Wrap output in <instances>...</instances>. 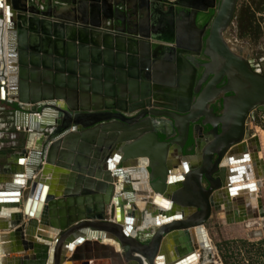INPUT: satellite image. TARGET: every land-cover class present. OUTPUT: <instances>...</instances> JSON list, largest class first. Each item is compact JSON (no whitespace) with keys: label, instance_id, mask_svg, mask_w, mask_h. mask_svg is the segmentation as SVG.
I'll return each instance as SVG.
<instances>
[{"label":"water","instance_id":"water-1","mask_svg":"<svg viewBox=\"0 0 264 264\" xmlns=\"http://www.w3.org/2000/svg\"><path fill=\"white\" fill-rule=\"evenodd\" d=\"M142 1L138 0V2L133 3L131 0H0V19L4 17L2 13V4H4L8 30L10 36L14 37L17 46L16 48L12 47V51H15L14 53L17 54L18 72L17 93H15L16 98L12 97L13 94L9 95L12 101L17 105L15 111L16 125L27 126L31 130H37V132L43 135L37 142L39 144V149L36 152H30L28 154L29 157L26 156L29 162L26 168L28 174L24 183L25 187L21 185V181L12 178L3 188V191H0V206L22 205V212L7 213V219L5 218V220L3 218L2 220V222L8 221L13 223L15 227L9 230L7 234H0V254L6 249L5 245L7 242L9 243L10 250L20 251V253L23 252V254L16 259L17 264H59V255L63 250L70 249L73 245L76 246V250L71 257V262L81 260L80 264H89V260L92 259V256H95V258L104 257L105 259H109V264H142L140 256H143L148 264H154V258L164 257L166 255V252H163L160 245L163 234L168 233L169 230L172 232L174 229L177 230L181 228V223L184 221L189 222L187 225L191 224L196 226L195 231L200 237V243L203 247L207 248V250H210L207 246L205 234L202 229L205 220L209 217L210 209L216 207V197L220 195L223 197L226 193L235 194V191L252 187V184L250 186L234 185V183L243 180L242 175H244V171L242 166H233L228 169L223 167L217 168L216 166L223 155L228 164H239L248 160L246 155L236 159V157L232 155L231 150L242 144L240 141L243 139V121L247 113L253 108H257L264 116V76L253 71L248 62L232 51L226 39H224V33L231 22L237 0H206L210 2V4L205 7H198L196 5L203 0H145V3ZM165 4H167V7L163 9L162 7ZM214 7L215 11L210 23L200 28L197 27L195 24L197 14L206 12L208 9ZM62 10L66 12L70 10L75 14L73 16L69 14L70 20L62 18V21L78 23V25H82V27L84 26L87 29L90 43L96 46L94 55L92 54L93 56L96 54L97 57L100 53L97 47L105 48L103 52L108 51L111 53V50L123 52V47L126 43L133 47H135L136 44H144L147 53H149L152 42L153 44L156 43L158 47L161 45H172V48H175L176 51L179 50L177 51V57L183 61L184 64H187L188 62H185L182 55L189 56L194 52L186 51L185 46L181 45L176 40L178 37V27L175 25V20L179 15L185 17L188 27L194 34V40L197 42L198 51L202 47L203 54L217 63L219 76L225 78L226 87L223 88V92L232 93L231 96L224 97V99L220 101L223 113L217 118L219 119L217 122L220 125L219 133L217 132L216 125L205 119L206 113L214 117L212 107L208 108L209 103L212 102L210 87L214 88V84H206L202 90H200V88L197 89L196 92L198 93L195 100V107L198 108V112L193 118H188L189 114H183L186 112V109L173 104L174 101L172 100L169 101L171 105L163 106L164 111L162 114L170 119L176 135L175 138L169 139L158 138L154 129L155 124L150 118H146L142 123L133 127L126 126L129 120L128 116L125 114V109L122 107L116 108L114 105H111V103L104 107L98 106L92 109L78 106L79 103L83 101H85L86 104L91 103L90 98L86 96L81 97L80 92L89 94L94 92L93 85L88 86V83L84 82L86 81L85 76L94 77L100 81V75L96 74L94 76L91 74L94 71L96 72V70L105 74V69L101 66L105 65L111 68L120 67L119 69H126V67L112 60L109 63L107 61L101 62L98 60V57L97 59L96 57L94 59H89V57H87L89 54H84V52H87L85 48L83 53L77 57H75V54L71 55L67 53V43L63 39L67 37L65 33L61 42L58 43V47H56L55 43L57 39L55 41L50 38L41 43V37L46 32V27H48L49 30L57 26L61 29L60 33L66 30L73 36L69 40L73 41L79 39V36L84 32L80 27V29H77V36L76 34L74 36L75 26L69 27L62 23L52 22L51 20L53 19H59L58 15ZM86 17H90V19ZM128 26L134 27L133 31L128 30ZM36 27H39L40 33H38ZM84 27L82 29H84ZM28 30H30L31 33H37V43H35L33 39L28 43L30 46L24 44ZM124 32L130 35V37L126 38V41L123 40L124 36L121 34ZM94 36L95 39L97 38L96 40H98L96 41L97 43L93 42V40H95ZM29 37L33 38V36ZM53 37H56L55 34ZM50 43L52 47H50ZM57 48L60 49V51H58ZM91 51L93 52V48ZM51 55H53V58L50 57ZM111 56H113V54ZM28 57L30 58L29 62L27 61ZM46 58H50L49 61L55 59L51 62L59 63L56 65H58L59 68L63 65L64 68H61V72L57 73L58 69L56 67L46 64ZM71 59L73 62L75 61V69L77 66H82L80 63L83 62L86 64L84 66L87 67V71L77 76L74 74V70H67L66 68L69 66ZM171 60L174 61L175 58ZM207 66L210 67V64L205 65V69L203 67L204 70L201 74L199 83L205 81L204 78L213 73L212 71L211 73L207 71ZM140 67L144 68V65L141 64ZM172 67L174 73L178 72L181 74V72L184 71V69L180 68L181 72H179L177 66ZM51 69L53 70V76L47 77L48 75L46 74L51 72ZM106 70L109 72L106 73V76H102L103 79H108L112 74V71L109 69ZM71 74H74L77 78L72 79ZM140 80L143 81V77ZM138 82V80H134L135 84ZM153 82H155V80H153ZM84 83L87 84L85 89L82 88ZM143 84V82L140 83V85ZM103 86L104 88L108 87L107 84ZM119 86L120 88L118 87L117 89H115V87H109L111 92H113L111 95L116 93L117 97L120 91L124 94L123 90L126 89V86L123 84ZM145 86L150 87L148 83H146ZM114 89L116 91H114ZM165 92L176 94V92L178 93L179 91L173 89ZM57 93H59L62 98L66 99L69 105L68 109L56 108L55 104L47 101L41 104L38 103L30 109L25 110L20 107V102H18V100L36 102L43 99H52V97H59L56 96ZM129 93H131V91ZM23 94H26V96L22 97ZM188 94L189 93H187V95ZM134 95L138 97L142 94L138 95L136 91ZM135 96H133V98H135ZM146 96H148V93ZM160 99H162V97ZM112 102L115 104L116 101L112 100ZM54 109L59 111L57 115L58 119L56 118L54 124L49 123V125H41L40 120L42 118L44 120L47 111H54ZM32 114H37L38 117L32 119L30 118ZM143 114L155 116L153 112H145ZM18 115L20 119L22 117L21 120L18 119ZM142 115L138 118L144 116ZM26 116H28L27 119ZM180 116L186 118L184 126L177 125L176 121ZM109 119H117L119 122H112L109 121ZM26 120L28 121L27 123H25ZM223 120H230V124L227 126V124L223 123ZM197 122L203 127H209V133L215 138H208L211 144L207 146L206 152L205 149L201 150L203 143H199V138H191L193 152L191 154H184L182 150L188 139L187 134L189 127ZM47 126L52 127V129L47 131ZM118 126L120 133L116 134L113 132L100 138L98 130L102 129L111 132L112 129ZM121 126L124 128H121ZM139 127L143 128L133 134H126L124 131L121 132L123 129H136ZM136 136L138 137L132 142L126 143L127 145L124 144L125 146L122 147L121 151L125 156L116 164L115 171L120 173V168L128 163L127 160L129 158L135 159L139 156H146L149 159V165L146 168L149 170L148 183L150 189L154 192L170 196V204L173 203L172 209L170 205L166 211L161 210L158 214L160 224H167L155 230L153 236L145 241L128 237V234L118 226V220L116 221L117 224L109 222L111 217H113L112 211L108 214L109 220L107 217H104L103 209L110 199L111 185L106 186L98 182L95 186L92 183L91 185L98 189L95 191H98L101 195H96L95 191H92L91 193L93 195L84 196L86 193L81 191V187H85V182H87V172L84 174L80 169L87 167V155H98L104 169L109 171V168H112L111 161L120 159L116 153L113 154V152L117 150L119 143L125 142ZM231 136L232 138H230ZM109 138H113V140L108 142ZM218 138H224V140L220 142V145L215 144L217 140L212 141V139ZM52 140L54 142H51L52 144L50 143L47 146L46 143ZM39 142L42 146H40ZM231 145H233L231 150H228ZM174 146H176V148H174ZM173 149L174 152H176L174 153L175 159L178 160L175 161L176 163H171L172 159L170 160V155H172L171 151ZM200 151L202 155L201 160L196 163L195 161L197 157H199ZM54 152L55 155L52 159V154ZM27 153L25 144V147L22 148L20 152L13 155V157L16 158L14 160L15 165L12 166V164L9 163L12 166L9 171L13 177H22L24 175L25 172L21 167V161L25 158L24 156ZM213 157H215L214 162H212ZM43 161H46V163L41 164ZM205 161L211 164L214 170L217 171L216 173H212V176L206 173L202 167ZM49 164L59 165L63 168L65 167V169L68 168L76 172L79 171L78 173H72L70 171L71 173L69 172L64 178V183H67L65 187L68 189L66 188L67 190L65 189L63 193L74 195L71 196V201L73 200V205H75L76 208L72 210L68 208L65 210L66 206L63 203L54 200L55 194L53 192H48L45 197L47 190L51 188L49 178L44 175V170ZM181 166L185 169L184 175L182 174V176L176 179L174 174L170 176L175 169L181 168ZM79 167L81 168L78 170ZM223 170L224 173L225 170L227 173L220 174ZM98 173H101V170H98ZM223 175H227L226 179H224ZM117 176L121 175L118 174ZM124 178H126V176H124ZM203 180L206 182V185H203ZM175 182H179V186L169 191V185L175 184ZM222 188H224L225 191H223ZM217 189H219V191L221 189V193L216 192ZM75 192H77V195L82 193L81 196H84V198L76 199L78 196H75ZM124 195L129 196L132 194L131 191H124ZM117 197L119 196H116V198ZM44 199H46V205L42 211L40 222L38 223L33 218H28L27 224L24 225L22 217L30 214L35 208L39 210L40 204L37 203V200L43 201ZM66 204L69 205L70 201H66ZM127 207L128 206H126V208ZM62 209H64V212ZM185 209H194V211L189 212V215L186 216ZM130 215H133V213ZM194 215L197 219L195 218L191 222L189 219ZM176 220H181L182 222H174ZM126 221L130 220L128 219ZM156 223H158L157 220ZM36 224L44 226L43 228H50L49 230L52 232L54 230L56 234L54 238L41 233L37 234L38 236L46 238L48 241L52 240L50 248H48L49 243H42L39 240V244L33 243V241L36 240L31 237L30 232L35 230ZM3 228L8 229V227H1L0 225V229L2 230ZM96 228L97 230L103 231L100 234L102 237L106 234L107 236H112L116 240L114 242L117 244V252L111 250L109 246L99 248V245L95 242H93L95 243L93 245V251H91V253L88 252L90 244H88L89 241L83 244V235L86 233L91 236ZM178 235L182 237L186 235V231L182 233L178 232ZM182 241H184L185 244L178 245V247L174 248V258L172 261L165 264H179L189 257H194V250L192 246L188 244L187 238H183ZM165 248L164 245V249ZM5 254L7 255L8 253L5 251ZM1 259L2 257L0 255V264H3L4 258ZM201 264H207V262Z\"/></svg>","mask_w":264,"mask_h":264},{"label":"bare ground","instance_id":"bare-ground-1","mask_svg":"<svg viewBox=\"0 0 264 264\" xmlns=\"http://www.w3.org/2000/svg\"><path fill=\"white\" fill-rule=\"evenodd\" d=\"M131 1L133 3L138 2V0H131ZM142 2L145 3V0H143ZM208 4H210V2H208L206 0H203L199 4H196V5L198 7H205ZM2 13H3V16H4L2 18V22H1L4 25L3 37H4V42H6V44H7V48H5V49H7V50H5V55L7 54V56H9L8 57V59H9L8 61L9 62L7 64L8 66L6 65L7 66V70H6L7 71V79H8L7 82H6L7 87H8L6 92H7L8 96L10 94H13L12 97L16 98L15 93H17V80H16V77H15L16 74L14 73V71H15V69H14L15 63H14V61L11 62L12 57H10V55L12 56V55L15 54L14 53L15 51L14 52L12 51V44H9L10 43L9 39L11 40L12 37L8 35V33H9L8 22H7L6 18H5L4 4H2ZM58 18L60 20L59 19H53L51 21L52 22L62 23L65 26L67 25L69 27H74L75 26L76 29L74 30V33L76 32L77 29H80V27H81V30H84V32L82 33L81 36L83 38H85V39L87 38L86 37V30L87 29L84 26H83L84 29H82L83 28L82 25H78V23H70V21H62V18L69 19V17H67L64 12H60V14L58 15ZM86 18L88 19V17H86ZM39 19H43V18H39ZM89 19H90V17H89ZM5 25H7L6 29H5ZM46 28H47L45 30L46 32L42 35L43 39L47 40L49 37L53 38V40H55V41L57 39V41L55 43H56V47H58V43L61 42V40L63 38V35L65 33V35H67V39H65V37L63 39L67 43V50H68L67 53H69L71 55L75 54V57H77L78 55H81L82 51H80V49L84 48V46L83 45L79 46L80 44L75 43V42H78L79 39H76L75 41L69 40L73 36L69 32H67L66 30H64L63 33H60L61 29H59L57 26H54V28H50L49 30H48V27H46ZM36 29H38V33H40L39 27H36ZM54 29H55V31H54ZM133 29H134V27H131L132 31H133ZM32 34H33L32 35L33 38L37 37L36 36L37 33L36 34L32 33ZM53 34L58 35L59 37H53L52 36ZM48 35H49V37H48ZM94 39H95V36H94ZM96 39L93 40V42L98 41ZM11 43H15V42H11ZM186 45H187V43H186ZM191 46L193 47V45H191ZM57 50L60 51V49H58V48H57ZM82 50H84V49H82ZM95 57L96 56H94L93 58H95ZM98 60H100L101 62L102 61L103 62L107 61L109 63L111 62V58L110 59H108V58L101 59L99 57ZM27 61L29 62V59H27ZM69 63L70 64H69V66L66 69L67 70H74L75 71L74 74H76L77 76H80V73H85L87 71L86 67L84 66L86 64H84L83 62L80 63L82 66H77L76 69L74 67L75 66L74 65L75 61L73 62V60L71 59ZM46 64H49L50 66L56 67L58 69L57 73L61 71V68H64L63 65H61V68H59L58 65H56V64H59V63H53L52 62L50 64V62H47ZM105 68H107V67H105ZM108 68L112 69L110 66ZM120 71L122 72L123 69H120ZM99 73L100 72H98V70H96V72L95 71L92 72L91 75L95 76L96 74L99 75ZM106 73L107 72L105 71L104 76H106ZM62 74H65V73H62ZM74 74H71L72 79L77 78ZM46 75H48V77L49 76L52 77L53 73L49 72ZM111 76H109L108 79H103V77H102V80L100 79V81H98L94 77L91 78L90 76H85L86 81H84V82L88 83V86L89 85H93L94 92L92 94H89V93H86V92H80V96L81 97L86 96V97L90 98L91 103L86 104L85 101H83V102L79 103L78 106L83 107V108L85 107V108H91L92 109L93 107H98V106L104 107L105 105H110V103H111V105H114V107L116 106V108H118V107L124 108L125 112H131L133 109L137 108L136 103L133 104V101H135V100L133 99V96H131L132 94L127 92V87H126L125 90H123V92H125V94H123L119 90L120 93H118V96H119L118 99H117V97L114 98V96L111 95V93H113V92H111V89L109 88V87H112V84H113V82H112L113 81V79H112L113 77H111ZM2 80L5 83L4 78H2ZM49 80H51V79H49ZM49 80H47V81H49ZM121 81H123V78L121 79ZM146 81H148L147 83L149 84V86H152V84L154 86V84H155V83H151L149 81V78ZM85 83H84V86L82 85V88H84V89L87 87L86 86L87 84H85ZM104 84H107L108 87L104 88V86H103ZM120 84H123V83H120ZM129 87H130V85H129ZM119 88H120V86H119ZM0 94H1L0 96L5 97V91L4 90H2ZM25 96H26V94L22 95V97H25ZM56 96H59V97H52V99H43V100L36 101V102L28 101V100H18V102H20L19 103L20 107L24 108L25 110L26 109H30L31 107L37 105L38 103L41 104L42 102H47V101H50L52 104H55L56 108L58 107L59 109H65V110L68 109L69 105H68L66 99L62 98L59 93H57ZM112 100H115L116 103L113 104ZM141 101H140V103H141ZM146 102H147L146 104H148L149 107H152V108L153 107H158L160 105H162V106L171 105L170 102L168 101V99L156 98V96H154V95L151 96L149 98V100H146ZM140 103H138V105H140ZM78 106H76V107H78ZM58 113H59V111H57L56 109H54V111H47V114H46V117H44V120H43V118L40 120L41 121V125H49V123L54 124L56 118L58 117L57 116ZM161 115H163V114H161ZM205 116H206V118H205L206 120H208L210 118V115L208 113H206ZM27 117L28 116H26V119H27ZM37 117H38L37 114L36 115L32 114L30 116V118H32V119L33 118H37ZM18 119H20L19 115H18ZM21 119H22V117H21ZM23 119H24V117H23ZM39 119H40V117H39ZM178 119H179V117L177 118V120ZM217 120L219 121V119H216V121ZM229 121L230 120H227V121L223 120V123L227 124V126H228L230 124ZM27 122L28 121L26 120L25 123H27ZM15 124H17V123H15ZM16 126H17L18 129H20V128L22 129L23 128L25 130V132L28 134L27 135V139H26V143H25L26 144V150H27L28 153L24 156L25 158H23L22 161H21V167L23 168V171L25 173H24V175L22 177H13L12 176L6 183H8L13 178V179H16L18 181H21L22 182L21 185L23 187H25L24 183L26 181L27 174H28L27 173L28 171H26L27 164L29 162V160H28L29 155L28 154L30 152L31 153L32 152H36L39 149V144L37 142L41 138V136H43V135L40 132H37V130H31L27 126H20L19 124L16 125ZM121 128H124V127L121 126ZM142 128L143 127H139V128H136V129H127V130L123 129V130H121V132L124 131L126 134L127 133L133 134L134 132H136V131H138V130H140ZM46 129H47V131H49L50 129H52V127H48L47 126ZM103 129H104V127H103ZM98 132L100 134L99 135L100 138H103L104 136H107L108 134L113 133V132H115L116 134L120 133V129H119V126H118L117 128L112 129L111 132H107L106 130H102V129L98 130ZM68 138H72V137H68ZM135 138H130V139L126 140L125 142L123 141V142L119 143V146H118L117 150L114 151L113 154L116 153L119 156L120 159L111 161V167L112 168H109V171L104 169L103 164L101 163V159L99 158L98 155H96V156L87 155V158H86L87 161H88L87 167L83 168V169H80L81 167H79L78 170L79 169H80V171L82 170V173H84V174H85V172H87L86 173L87 174V182H85L86 185H85V187H81V191L83 193H86V194H84V196H91V195H93L91 193L92 191L98 190L94 186L91 185L92 183L95 186L98 184V182L100 184L103 183L106 186H110L111 185V187H112L111 188V192L109 190L110 199H109L108 203L105 204L104 209H103L104 210L103 211L104 212V217H107L108 220H109L108 214H109L110 211H112L113 212V217H111L109 222L116 223V221L118 220L117 221L118 222V226L120 227L121 230H124L126 232V234H128V237H132L134 239L137 238V240H140V241H145L148 238L152 237L153 234H154V231L159 229V228H161V226L163 225L162 223L160 224V222H159L160 218L158 217V214L161 212V210H163V211L165 210L166 211L167 208L170 205H171V209H172L173 208L172 207L173 203L170 204V202H171L170 201V196L165 195V194L163 195V194H160L158 192H154V191H152L150 189L149 183H148L149 170H148V168H146L149 165V159L146 156H143V157L139 156L138 158H135L136 160L134 158H129L127 160L128 163L124 164V166L122 168H120L121 169L120 173L115 171L116 170L115 169L116 168V164H118L119 161L121 159H123L124 156H125L123 154V152L121 151L122 147L127 145L126 143L132 142ZM230 138H232V136ZM53 140L52 141H48V143H46V145L48 146L51 142L53 143L54 142ZM110 140H113V138H109L108 142ZM223 140H224V138L212 139V141H216L215 144H217V145H220V142L223 141ZM206 142H207V146L211 144L210 140L206 141ZM240 142L242 143L241 145L244 144V146H245L244 138ZM232 146L233 145H231L228 150H231ZM174 148H176V146H174ZM64 153H66V152H64ZM174 153H176V152H174V149H173L171 151L172 155H170V160L172 159L171 163H176L175 161H178L177 159H175ZM54 155H55V152L52 154V159L54 158ZM247 155H248V158H247L248 160H246L245 162L239 163V164H228L225 156L223 155L216 166H217V168L218 167L219 168L223 167L225 169H228L229 167H233V166H242L244 173H245V168L247 166V168H248V170L246 168V172L247 173L242 175L243 180L234 183V185L235 186H243V185H249L250 186L252 184V187H250V188L248 187V188L250 190H253L254 187L256 186L255 184L259 185V181H258L259 173H258L256 161H253L249 157V153L248 152H247ZM26 156H28V157L26 158ZM92 157H93V159H92ZM45 159H46V157H45ZM199 161H200V159H198V157H197L195 162L198 163ZM44 163H46V161L41 162V164H44ZM245 163H247L248 165H246ZM206 164H209V163L207 161H205L204 165H202V167L206 171V173L211 175V171L207 170L206 167H204ZM249 166L251 167L252 176H251V173H250ZM105 168H106V166H105ZM98 170H101V173H98ZM44 171H45L44 175L47 178H49V180L51 182V184H50L51 188L47 190V192L45 194V197L48 194V192H53L55 194L54 200L58 201V202L60 201L61 203H63L66 206L65 210H67L68 208L71 209V210L76 208V206L73 205V200L71 201V196H74V195H71V194L68 195V194H64L63 193L64 190L67 188V187H65V185L67 183H64V180H65L64 178L66 177V175L70 171L72 173H74V172L78 173L79 171L76 172V171H72V170H70L68 168L65 169V167L63 168V167H61L59 165H55V164L47 165V167L45 168ZM212 172H214V173L217 172L216 170H214V167H212ZM184 173H185V169L181 166V168L175 169L174 172L170 174V176L172 174H174V177L176 179V178H179L180 176H182V174L184 175ZM226 173H227V171L225 170V173H224V170H223V172L220 173V174H226ZM118 174H120L121 176H117ZM124 176H126V178H124ZM226 176L227 175H223L224 179H226ZM247 182L248 183L252 182V183L251 184H245ZM178 186H179V182H175V184L173 183V184L169 185V188H170L169 191L175 189ZM217 190H216V192H220L221 193V189H220V191H219V189H217ZM222 190L225 191L224 188H222ZM0 191H3V189L0 190ZM124 191H131L132 195H129V196L128 195H124ZM239 192H241V189L238 190V191H235V194H233V193L232 194L233 195H237ZM95 194L96 195H98V194L101 195L98 191H95ZM232 194L226 193V195L223 196L224 198L220 195V196H217L216 199L220 198L219 199L220 202H222V199H226L227 202H228V200H229L228 197H230L229 195H232ZM254 194L255 193H251L249 196L253 197L252 195H254ZM81 195H82V193L77 195V192H75V196H78L76 199L84 198V196H81ZM114 196H115V198H114ZM116 196H119V197L116 198ZM219 200H218V202H219ZM66 201H70V204L67 205ZM37 203L40 204L39 205V210H38V208H35L30 214H28L25 217H22V219H24V221L26 220L25 223L28 222V218H33L36 222H38V223L40 222L42 211H43V209H44V207L46 205V199H44L43 201L37 200ZM126 206H128V207L126 208ZM221 206H222V204H221ZM62 211L64 212V209H62ZM191 211H194V209H192V210L185 209L186 216H188L189 212H191ZM210 211H211V209H210ZM0 212H2V213H0V218L1 219L2 218H4V219L6 218L7 219V213L22 212V205L19 204V205H15V206H0ZM5 213H6V215H5ZM132 213H133V215H130ZM105 215H107V216H105ZM195 218L197 219V217L194 215L193 217L191 216V218L189 220L192 222ZM128 219L130 221H126ZM156 220H157L158 223H156ZM179 221H181V220H176L174 222H179ZM170 223H168V224H170ZM187 223H189V222L184 221V222L181 223V226H180L181 228H179L177 230L174 229V230H172V232L169 230L168 233H164L163 234V237L160 240V245L162 247L163 252H166V255L164 257H156V258H154V260H153L154 264H165V263H169V261H172V259L174 258V255H173V257H171L170 256V252H172V254H173L174 248L178 247V245L185 244V242L182 241V239L185 238V237L187 238L188 244L190 246H192V248L194 250V257H189V258L185 259L184 261H182L179 264H195V263L201 264L199 262V253L197 251H195L196 248H201L203 250V254H202L203 255V261H202V263L203 262H207V264H217L215 262L214 263L210 262L211 251L207 250V248L203 247V245L200 243V240H199L200 237L197 234V232L195 231L196 230V226L195 225H191V224L187 225ZM166 224L167 223H165L163 226H165ZM150 226H151V228H150ZM6 227H8V226L6 225ZM43 227L44 226L36 224L35 232L36 231L37 232H36L35 236L33 235L34 239L36 241H33V243L39 244V242H38V240H39L42 243H49L48 248H50L51 245H52V240L48 241L46 238L38 236L37 234L41 233V234H44L46 236L49 235L52 238H54L56 236V234L54 233V230L52 232L51 230H49L50 228H43ZM37 228H39V229H37ZM203 229H202V231H205ZM184 231H186V235H183L182 237L178 235V232L182 233ZM101 232H103V231L97 230V228H96V229H94L93 233L91 232L92 233L91 236L86 234V233L83 235V244L88 242V241H89L88 244H90V247H89L90 249H89L88 252L91 253V251H93L92 249H93V247H94L93 245L95 243L99 245V248L104 247V246H109L111 248V250H113L114 252H117V250H118L117 249V244H115V242H114L116 240L112 236H107L106 234H105L104 237H102L100 235ZM204 234H205V232H204ZM142 237H144V238H142ZM205 238H206L207 246L210 249L211 246H210L209 239H208L206 234H205ZM192 241L194 243H197V244L193 243V245H192V243H191ZM93 242H95V243H93ZM164 245L166 247L165 249H164ZM75 248H76V246L73 245V246L70 247V249L63 250V252L59 255V259H58L59 264H75L76 262H79V260L71 262V257L73 256V253L76 250ZM13 251L14 252L11 254L12 257H17L18 258L19 255L21 256V254H23V252L20 253V251H16V250H13ZM8 252L9 251H7V253ZM2 255H3L2 259L3 258L6 259L5 255H4V252H2L1 256ZM82 255H83V253H82ZM82 255H81V257H82ZM100 258L101 257L95 258V256H92V259H94V260H97V259L99 260ZM140 258L142 259V264H148L147 260L143 256H140ZM101 259H104V260H107V261L109 260V259H105L104 257L101 258ZM15 264H17L16 260H15Z\"/></svg>","mask_w":264,"mask_h":264},{"label":"flooded vegetation","instance_id":"flooded-vegetation-1","mask_svg":"<svg viewBox=\"0 0 264 264\" xmlns=\"http://www.w3.org/2000/svg\"><path fill=\"white\" fill-rule=\"evenodd\" d=\"M166 7H167V4H165L162 8L166 9ZM214 11H215V7L212 9H208L206 12H202V13L197 14L196 19H195L196 26L200 28V27L210 23V21L213 17ZM187 24L188 23H186V18L183 17L182 15H179L177 17V19L175 20V25H177V27H178V34H177L178 37L176 40L180 44L182 43L181 45L185 46L186 51L194 52L193 54H191L189 56L182 55L185 62L186 61L188 62L187 64H184V62L181 61L177 57V55H178L177 51H179V50L176 51L175 48H172L173 47L172 45H161L158 47L156 45V43L153 44L151 42V49H150L149 53H147L144 44H136L135 47H133V46L127 45V43H126L125 46L123 47L124 48L123 52L111 50V52L114 53L113 54V62L120 64V65H122V64L125 65L126 69H123L122 72L120 71L119 68H116V67L109 69L108 67L105 68L106 66H101L102 68L105 69L106 72H109L106 69H109L110 71H112V74H113V76H111V77H113L112 78L113 79V81H112L113 86L112 87H115V89H117L119 87L118 85H120V83H123V85L125 84L124 86H126L128 89L127 92L129 93L131 91V94H132L131 96H135L134 92H136V91L138 92V95L142 94L138 97L135 96V98H133L135 100V101H133V104L136 103L137 108L133 109L131 112H125V114L128 116V120H129V123L126 126L133 127L137 124L142 123L143 120H145L146 118H150V120L152 122H154V124H155L154 129H155L159 139L175 138V136H176L175 130L172 127V123H171L170 119L164 115H161L162 112L164 111L163 106L160 105L158 107H153V108L149 107V105L146 104L147 103L146 100H149V98L153 95L156 96V98L162 97V99H168V101L172 100V101H174L173 104L178 105L179 107L186 109V112H184L183 114H185V113H186L185 115L189 114L188 118H193V117H195V115L198 112V108L195 107V100H196L197 93H198V92H196L197 89L200 88V90H202V88H204L206 84H214V88L210 87V95L212 96V102H210L208 105V108L212 107V112L214 114L213 115L214 117L210 116V118L207 121H210L213 124H215L217 127V132L219 133V128H220L219 126L220 125L218 124V122H217L218 120L216 121V119L218 118V116L222 115V113H223V109L220 106V104H221L220 101L222 99H224V97L231 96L232 93L231 92H223V88L226 87L225 78L222 76H219L220 74L218 73L217 63L212 61L209 57H207L203 54L202 47L198 51L197 42H196V40H194L195 39L194 34L190 30V28L188 27ZM127 28H128V30H131V26H128ZM54 31H55V29H54ZM226 31L224 33V37H225L224 39H226V41L229 45V48L232 51H234L236 54L243 57L248 62L250 68L253 71L259 73L254 68V66L252 65V62L248 59V55L245 53L244 48L242 46H236L235 44H232L229 41V39H227ZM121 34H123V36H124L123 40H125V41L127 40L126 38L130 37V35L127 34L126 32L121 33ZM55 36L59 37L58 35H55ZM86 36H88L87 30H86ZM33 39L36 42L37 38H33ZM65 39H67V37ZM43 41H45V39L41 38V43H43ZM141 43H143V42H141ZM186 43H187V45H186ZM191 45H193V47ZM95 47H96L95 45H92L93 52H95V49H96ZM82 49H84V48H81L80 51H82V53H83ZM99 51L100 50H98V52ZM181 51H183V50H181ZM174 53H175V55H174ZM52 56L53 55H51L50 57H52ZM90 57L93 58L94 56L92 55ZM97 57H96V59H97ZM104 58L110 59L109 57H104ZM173 58H175L174 61L171 60ZM28 59H30V58L28 57ZM49 59H45V62H50V64H51L52 63L51 61L55 60V59H51V61H49ZM141 64L144 65V68L140 67ZM209 64H210V67L207 66L206 69L209 73H211V71L213 73L211 75H208L206 78H204L205 81H203L202 83H199V80L201 79V74H202L203 70L205 69V65H209ZM172 66H177V69L179 70V72H181L180 68L184 69V71H182L181 74L178 72L174 73ZM203 67H204V69H203ZM86 69H87V67H86ZM114 69H117V70H114ZM51 71L53 72L52 69H51ZM99 75L101 76L100 79L102 80V76H104V73L100 72ZM142 77H143V81L140 80ZM122 78H123V82L121 81ZM148 78H149V81L151 83H155L154 84L155 87L153 86V84L150 87L145 86V84L148 82V81H146V80H148ZM204 79H202V80H204ZM134 80L135 81L138 80L139 82L141 81L144 84L140 85L141 82L140 83L138 82L135 84ZM153 80H155V82H153ZM129 85H130V87H129ZM115 89H114V91H116ZM173 89H176L179 92L178 93L176 92V94L165 92L167 90H173ZM147 93H148V96H146ZM187 93H189V94L187 95ZM124 94H125V92H124ZM113 96H114V98H116V93L113 94ZM118 97L119 96H117V99H118ZM140 101H141V103H140ZM138 103H140V105H138ZM150 111L153 112L155 114V116H152L150 114H145V115L143 114L145 112L150 113ZM257 111H259L257 108H253L252 110H250L247 113V115L243 121V134H242L243 136H242V138H244V140H245V146L243 144L239 147H234V148H232L231 153H232V155H234L236 157V159H239L243 155H246L248 158V155H247V152H248L249 157L253 161H256L258 173H259V175H261L260 174L261 170H262V167L260 165L261 161H259V159L257 157V154H258L257 151L258 152L260 151V147L258 145L259 142L257 139V135L255 133L250 134V135L246 134L247 120L254 122V120H256L255 112H257ZM259 112H261V111H259ZM140 115H142L143 117L138 118ZM262 115H263V113H262ZM181 116H184V115H181ZM181 116L179 117V119L176 122H177V125L184 126V121H186V118H184V117L182 118ZM109 121L119 122L117 119H109ZM138 136H136V138ZM187 138L188 139L189 138H199V143H203L201 150L205 149V151H206V147H207L206 141H208V138H215V137L212 136L211 133H209V127H207V126L203 127V126H201V124L199 122H197L196 124L190 125L189 130H188V134H187ZM188 139H187V142H188ZM187 142H186V145L182 151L184 154H191L193 152V147L191 146V144H188ZM201 156L202 155H201V151H200V155L198 157L200 160H201ZM214 160H215V157L212 158V162H214ZM245 164L248 165L247 163H245ZM210 165L211 164H206L204 167H206L207 170L211 171V176H212V173H214V172H212V167ZM246 168H247V166H246ZM246 168H245L244 174L247 173ZM249 168H250V173L252 176L251 167L249 166ZM247 170H248V168H247ZM251 183L252 182H250V183L247 182L245 184H251ZM203 185H206V182L204 180H203ZM255 185H256L254 187L255 190L254 189L250 190L249 188H244V189H241V192H239L237 195H233V194L229 195L230 197H228V199H229L228 202L226 199H222V202H220V200H219L220 198L215 199L217 201L219 200V202L222 204V208L224 210L223 213H224L225 217L227 215V216H230V219L232 221L233 220L234 221H237V220L240 221L241 219H246L248 217L250 218L251 216L257 217L258 212L261 214V216H264L262 202H261V206H260L261 212L257 211L258 204L256 201L257 199L255 198L256 194L252 195L253 197L249 196L251 193H255L256 188L259 186L258 184H255ZM256 211H257V213H255ZM250 213H252V215H250Z\"/></svg>","mask_w":264,"mask_h":264},{"label":"rangeland","instance_id":"rangeland-1","mask_svg":"<svg viewBox=\"0 0 264 264\" xmlns=\"http://www.w3.org/2000/svg\"><path fill=\"white\" fill-rule=\"evenodd\" d=\"M247 21L251 22V29L246 28L245 22ZM246 29L248 31L243 33L242 31ZM226 37L232 44L242 46L254 68L264 75V0H237L231 22L226 31ZM5 72L7 73V71ZM7 88L6 86L5 90ZM16 106L7 99L0 101V151L2 152L0 171H2L3 165L7 163L8 157L20 152L25 147L28 135L23 128L18 129L14 124L13 112ZM255 117L254 122L247 120L246 134L255 133L259 142L260 151H257V157L261 161L262 170L255 194L258 204L257 211H260L262 202L264 212V117L259 111L255 112ZM187 143L191 144L192 139L189 138ZM1 188L2 184L0 183ZM215 204L216 207L211 208L209 217L203 224V230H205L211 246L212 257L210 262L217 264H264V216L258 212L257 217L251 216L240 221H232L230 216L226 214V217L224 216L221 203L216 201ZM195 251L199 253V262L202 263L203 250L196 248ZM103 261L105 264H109V261L101 258L99 260L90 259L89 264H103ZM80 262L81 260L75 264H80Z\"/></svg>","mask_w":264,"mask_h":264},{"label":"crops","instance_id":"crops-1","mask_svg":"<svg viewBox=\"0 0 264 264\" xmlns=\"http://www.w3.org/2000/svg\"><path fill=\"white\" fill-rule=\"evenodd\" d=\"M87 9H88V6H87ZM61 12H64L65 13V15L67 16V17H69L70 15H75L74 14V12H72V11H70V10H68V12H66V11H64V10H62ZM72 13V14H71ZM70 14V15H69ZM89 16V15H88ZM88 19H89V17H88ZM2 22V18L0 19V93H1V91L2 90H4L5 91V97H3V96H0V101H3V100H9L10 102H12L13 104H15V102L14 101H12V99L7 95V92H6V86H7V84H6V82H7V73L5 72L6 71V69H7V64H8V57L9 56H7V54L5 55V50H7V49H5V48H7V44H6V42H4V37H3V34H4V25H3V23H1ZM6 26L7 25H5V29H6ZM32 33L30 32V30H28V34H27V36H25V43L24 44H27V45H29L28 43H30L32 40H33V38H30L29 36H32L31 35ZM75 34H76V36H77V30H76V32L74 33V36H75ZM8 35L10 36V32L8 33ZM12 37V36H11ZM10 37V38H11ZM87 38L86 39H84L82 36H79V41L78 42H75V43H77V44H80L79 46H81V45H83L84 46V48L86 49L85 51H87V52H84L85 54H89V56H87V57H89V59L91 58L92 59V57H90V55H92L94 52H92L91 50H92V44L90 43V41H88V40H90V38H89V36H86ZM41 38H43V37H41ZM51 37H49V39H50ZM88 39V40H87ZM51 40H53V38H51ZM9 41H10V43L11 42H15V39H14V37H12V39L10 40L9 39ZM88 41V42H87ZM2 43V44H1ZM5 45H4V44ZM9 43V44H10ZM35 43H37V42H35ZM52 43V42H51ZM50 43V47H52V44ZM12 44V47L14 48H16L17 46H16V44L15 43H11ZM30 46V45H29ZM4 47V48H3ZM88 48H89V51H88ZM99 50H100V53H99V55H98V57H100L101 59H103L104 57H109V58H111V60L113 61V56H110V55H112V54H114V53H110V52H108V51H105V52H103L105 49L103 48V47H97ZM89 52V53H88ZM96 55V54H95ZM5 58H4V57ZM10 57H12V60H11V62H13L14 61V63H15V66H14V69H15V71H14V73L16 74V80H17V72H18V70H17V54L15 53L14 55H10ZM103 62V61H102ZM7 65V66H6ZM2 78H4V80H5V83L3 82V80H2ZM1 95V94H0ZM15 111H16V109H14V112H13V116H14V124L16 123V121H15V117H16V115H15ZM16 125V124H15ZM40 146H42V145H40ZM1 151H0V155H1ZM16 158H14L13 157V154L10 156V157H8V159H7V163L5 164V165H3V168H2V171H0V183L2 184V188L0 189V190H2L8 183H6L11 177H12V174H11V172L9 171V170H11V167L15 164L14 162V160H15ZM9 163H11L12 164V166H11V164H9ZM10 176V177H9ZM4 216V215H3ZM2 220H3V218L1 219L0 218V225H1V227L3 226H8V229H6V228H3L2 230H0V234H7V232H9V230H11V229H13L15 226L13 225L12 226V223L11 222H2ZM6 220V219H5ZM22 221H23V224L24 225H26L27 224V222L25 223V221H24V219H22ZM12 226V227H11ZM10 227V228H9ZM150 228H151V226H150ZM37 229H39V228H37ZM24 231V230H23ZM37 232V231H36ZM36 232H35V230H32L31 232H30V235H31V237L32 238H34V236H35V234H36ZM24 235V234H23ZM34 235V236H33ZM25 236V235H24ZM142 238H144V237H142ZM35 240V239H34ZM6 243V242H5ZM5 250H4V255H5V257H6V259H4V262H3V264H15V260L17 259V257H12V253L14 252V251H12V250H10L9 249V243L7 242L6 243V245H5ZM5 251L7 252V251H9L8 252V254L6 255L5 254ZM1 255V254H0ZM170 256L171 257H173V254H172V252H170ZM1 257H3V255L1 256ZM19 257H20V255H19ZM104 263L103 264H105V261H103Z\"/></svg>","mask_w":264,"mask_h":264},{"label":"trees","instance_id":"trees-1","mask_svg":"<svg viewBox=\"0 0 264 264\" xmlns=\"http://www.w3.org/2000/svg\"><path fill=\"white\" fill-rule=\"evenodd\" d=\"M245 15H246V12H245ZM244 23V22H243ZM247 24L246 28H250L251 29V22L250 21H247L245 22ZM246 31H248V29L246 30H243L242 32L245 33Z\"/></svg>","mask_w":264,"mask_h":264}]
</instances>
